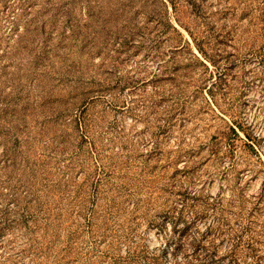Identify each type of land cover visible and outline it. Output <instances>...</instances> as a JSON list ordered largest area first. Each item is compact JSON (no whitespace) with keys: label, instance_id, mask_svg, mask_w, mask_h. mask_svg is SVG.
<instances>
[{"label":"rangeland","instance_id":"obj_1","mask_svg":"<svg viewBox=\"0 0 264 264\" xmlns=\"http://www.w3.org/2000/svg\"><path fill=\"white\" fill-rule=\"evenodd\" d=\"M0 264H264V0H0Z\"/></svg>","mask_w":264,"mask_h":264}]
</instances>
